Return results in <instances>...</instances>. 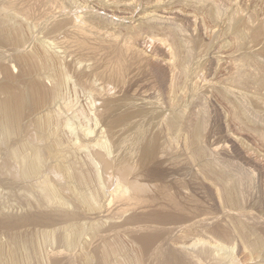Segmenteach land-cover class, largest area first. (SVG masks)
Wrapping results in <instances>:
<instances>
[{
	"label": "rangeland",
	"instance_id": "1",
	"mask_svg": "<svg viewBox=\"0 0 264 264\" xmlns=\"http://www.w3.org/2000/svg\"><path fill=\"white\" fill-rule=\"evenodd\" d=\"M0 21V83L39 87L0 130V264H264V0H0Z\"/></svg>",
	"mask_w": 264,
	"mask_h": 264
},
{
	"label": "bare ground",
	"instance_id": "2",
	"mask_svg": "<svg viewBox=\"0 0 264 264\" xmlns=\"http://www.w3.org/2000/svg\"><path fill=\"white\" fill-rule=\"evenodd\" d=\"M1 22V21H0ZM38 65V64H37ZM36 67V66H35ZM7 69V68H6ZM8 70H6V75L8 74V72H7ZM9 75V74H8ZM9 77V76H8ZM4 79V78H3ZM6 79H8L7 81H5ZM6 79L4 80L5 82H3V83H0V91L2 92V93H4V94H6V96L0 101V130L1 131H3L4 133L6 132V133H10L12 130L14 131V128L15 127H17V125H19V123H21L20 121H21V119H22V117H23V112H24V109H25V107H26V105H27V102L28 101H30V97H33L34 96V92L39 88V87H31L29 90L27 89V90H23V89H21V88H19L18 86V88L15 86L16 84H15V81L14 80H12L11 78H7L6 77ZM36 86V85H35ZM39 93V92H38ZM32 100V99H31ZM120 101V100H119ZM122 101H123V99H122ZM132 101V100H131ZM141 101V100H140ZM138 102V101H137ZM136 102V103H137ZM120 103V102H119ZM118 103V104H119ZM122 103V102H121ZM126 103V102H125ZM124 103V104H125ZM129 103H131V102H129ZM136 103H135V105H136ZM141 103V102H140ZM145 103V102H144ZM144 103H141V104H144ZM115 104V103H114ZM123 104V105H124ZM128 104V103H127ZM116 105V104H115ZM120 105V104H119ZM132 105H133V103H132ZM131 105V106H132ZM134 105V106H135ZM148 105V104H147ZM112 106H114V105H112ZM133 106V107H134ZM140 106H143V105H140ZM154 106V105H153ZM128 107V106H127ZM132 108V107H131ZM136 108H138V107H136ZM135 108V109H136ZM140 108H142V107H140ZM146 110H147V107H144ZM133 109V108H132ZM132 109H131V112H132ZM148 109H151V108H148ZM130 110V109H129ZM129 110H128V112H129ZM134 110V109H133ZM138 110V109H137ZM114 112H115V110H113ZM135 111V113H136V110H134ZM143 111V110H142ZM149 111V110H148ZM151 111V110H150ZM118 112H119V110H118ZM121 112V111H120ZM137 112H139V111H137ZM145 112V111H144ZM144 112H140V113H144ZM139 113V115L141 116L142 114H140ZM77 114V113H76ZM147 114V113H146ZM154 114V113H153ZM152 113H151V115H153ZM117 115V114H116ZM148 115V114H147ZM147 115H145V116H147ZM122 116V115H121ZM120 116V117H121ZM124 116V115H123ZM135 116V115H134ZM140 116H139V119L141 120V118H140ZM125 117V116H124ZM128 117L129 116H127V119H128ZM143 117V116H142ZM147 118H148V116H147ZM151 118V117H150ZM153 118V117H152ZM143 119V118H142ZM47 120H50V117L47 119ZM71 120V119H70ZM117 119H115V121H116ZM122 120H124V118L122 119ZM121 120V121H122ZM130 120V119H129ZM133 120V119H132ZM144 120V119H143ZM142 120V121H143ZM146 120H148V119H146ZM150 120V119H149ZM175 120V119H174ZM121 121H120V123H118V125H116V126H119L120 124H121ZM127 121V120H126ZM139 121V120H138ZM138 121H137V123H138ZM153 121V120H152ZM50 122V121H49ZM48 122V123H49ZM130 122V121H129ZM147 122L148 121H146V125H147ZM150 122V121H149ZM177 122V119H176V121H175V123ZM116 123V122H115ZM124 123H125V121H124ZM132 123H133V121H132ZM141 123H144V122H141ZM140 123V124H141ZM43 124V123H42ZM122 124H123V122H122ZM127 124H129V123H127ZM134 125H135V122L133 123ZM149 124H151V122L150 123H148V125ZM153 124V123H152ZM172 124H174L173 123V121H172ZM124 126H126V124H123ZM146 125H145V127H143V128H146ZM43 126V125H42ZM61 126V125H60ZM128 126V125H127ZM126 126V127H127ZM135 126H137V125H135ZM201 123L199 122V123H196V126H194V128H193V139H194V141H195V143L197 144V150H196V152H197V154H199V155H201V154H204V149L205 148H203L202 147V145H200L201 143L199 142L200 141V134H201ZM20 127V126H19ZM50 127V126H49ZM123 127V126H122ZM121 126H120V128H117V129H121L122 128ZM126 127H125V129H126ZM133 127V126H132ZM142 127V126H141ZM140 127V128H141ZM150 127H151V125H150ZM73 128V127H72ZM127 128H129V129H127V130H131V127H127ZM139 128V127H138ZM138 128H137V130H138ZM149 127L147 126V129H148ZM123 129V128H122ZM134 129H136V127L134 128ZM134 129H132V131H134ZM142 129V128H141ZM146 129V130H147ZM73 130V129H72ZM136 130V131H137ZM151 130V129H150ZM12 131V132H13ZM114 131H116V130H114ZM119 131V130H118ZM118 131H117V133H118ZM121 131V130H120ZM129 131L127 132V133H129ZM136 131H135V133H136ZM148 132H149V130H147ZM123 132H125L126 133V131L124 130ZM139 132H140V130H139ZM145 132V131H144ZM147 132V133H148ZM116 133V132H115ZM122 133V132H121ZM120 133V135H122ZM132 134V133H131ZM140 134H142V133H140ZM117 135V134H116ZM126 135V134H125ZM134 135V134H133ZM150 134H148L147 136H149ZM123 136V135H122ZM127 136V135H126ZM129 136H130V133H129ZM128 136V137H129ZM136 136V135H135ZM134 136V137H135ZM120 137V136H119ZM125 137V136H124ZM134 137H132V138H134ZM137 138H138V136H136ZM140 138H141V136H139ZM152 137V136H151ZM139 138V139H140ZM143 138H144V136H143ZM119 139V138H118ZM120 139L122 140V138L120 137ZM123 139H126V138H123ZM130 139V138H129ZM129 139H128V141H129ZM147 139H149V138H147ZM137 140V139H136ZM145 140H146V136H145ZM152 140V139H151ZM124 141L125 140H122V143H124ZM133 141H135V140H133ZM149 141H150V139H149ZM117 142H118V140H117ZM145 142V141H144ZM146 142L148 143V141L146 140ZM116 143V142H115ZM130 143H132V142H130ZM136 143V142H135ZM200 143V144H199ZM121 144V143H120ZM126 144H127V142H126ZM146 144V143H145ZM128 145H130V144H128ZM133 145H134V143H133ZM148 145V144H147ZM116 146H119V145H117L116 144ZM127 146V145H126ZM132 146V145H131ZM23 147V146H22ZM21 147V148H22ZM96 147V146H95ZM121 147H123V144H122V146ZM128 147V146H127ZM118 148V147H117ZM138 148V147H137ZM137 148H135V150L137 149ZM141 148V147H140ZM119 149V148H118ZM131 149V148H130ZM134 149V148H133ZM142 149V148H141ZM17 150H19V149H17ZM35 151V153H34V157L33 158H35V160L33 161V163H34V165H32V167H28L27 166V169H25L24 167V169H23V175H25V174H30L31 172L32 173H34L35 171H36V169H37V167L39 168V165L40 164H42V159H43V155H42V152H40L38 149H34ZM121 150V149H120ZM124 150H125V148H124ZM123 150V151H124ZM26 151V150H25ZM109 151V150H108ZM123 151H121V152H123ZM134 151V150H133ZM132 151V149H131V151L129 152V153H131V152H133ZM15 152H17V151H15ZM95 152V151H94ZM101 152V151H100ZM127 152V153H128ZM26 153V152H25ZM124 153H125V151H124ZM129 153H128V155H129ZM138 153H141V151L139 152L138 151ZM138 153H137V150H136V153H135V155L137 154L138 155ZM22 154V153H21ZM77 154V153H76ZM97 154V153H96ZM100 154V153H99ZM132 154V153H131ZM205 154H206V152H205ZM20 155V154H19ZM128 155H126V156H128ZM31 156V155H30ZM129 156H133V155H129ZM139 156V155H138ZM202 156H204V155H202ZM17 157H18V155H17ZM104 157V156H103ZM24 158V157H23ZM30 158V157H29ZM21 159V158H20ZM100 159V158H99ZM29 160H32V159H29ZM24 161H27L26 159L24 160ZM27 164H28V162H27ZM99 165V164H98ZM101 165V164H100ZM100 165H99V167H100ZM25 166V165H24ZM213 166V165H212ZM215 166V165H214ZM41 167V166H40ZM98 167V168H99ZM210 167V166H209ZM108 168V167H107ZM35 170V171H34ZM215 170V169H214ZM34 171V172H33ZM100 172V171H99ZM21 173V172H20ZM30 176V175H29ZM105 176V175H104ZM221 176V175H220ZM224 176V175H223ZM228 176V175H227ZM221 178V177H220ZM224 178V177H223ZM226 178V177H225ZM109 182V181H108ZM118 182V181H117ZM236 182V181H235ZM224 183H226L225 184V192H226V199H228V201L229 202H231L232 204L233 203H237V195H236V191L238 190L237 188H235L234 186V184H232L229 180H225V182ZM119 184V183H118ZM121 184H123V183H121ZM108 185V184H107ZM42 190H44L45 192H46V194L47 195H50V196H52V195H54L55 194V190H54V186H52L50 183H49V181H47V180H44L43 182H42ZM110 186V185H109ZM116 186V185H115ZM121 186V185H120ZM237 187V186H236ZM237 189V190H236ZM120 190V189H119ZM236 190V191H235ZM56 195V194H55ZM54 198H55V196H54ZM90 198V197H89ZM52 199V198H51ZM56 199V198H55ZM257 239V238H256ZM253 244H255L254 246H256V247H258V245H259V243L258 242H256V243H254L253 242ZM170 257V256H169ZM179 264V263H178Z\"/></svg>",
	"mask_w": 264,
	"mask_h": 264
}]
</instances>
